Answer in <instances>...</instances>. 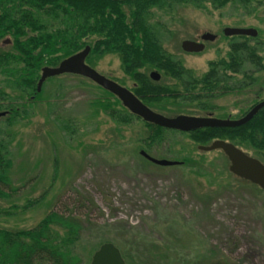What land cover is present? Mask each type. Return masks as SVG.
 Masks as SVG:
<instances>
[{"label":"rangeland","instance_id":"rangeland-1","mask_svg":"<svg viewBox=\"0 0 264 264\" xmlns=\"http://www.w3.org/2000/svg\"><path fill=\"white\" fill-rule=\"evenodd\" d=\"M252 1L249 8L231 4L217 10L206 2L200 10L191 5L173 12L157 9L152 23L168 53L200 77L240 41L224 35L227 28L257 29L259 37L249 43L264 57V0ZM204 34L217 38L202 53L188 54L181 47ZM95 62L94 69L106 78L133 87L118 56ZM245 66L261 79L256 86L214 98L215 111H200L195 103L185 115L237 120L264 100V72ZM235 78L237 85L246 80L241 74ZM99 98L114 102L97 83L77 75L46 80L34 104L32 97L22 99L1 84L0 106L19 105L20 117L0 119L12 142L11 178L19 189L12 199L0 200L1 209L18 207L14 216H0V227L29 230L53 209L72 211L85 222L77 247L84 264L104 242L116 245L128 264H217L209 255L215 248L221 259L264 264V190L239 181L223 152H202L187 134L173 131L162 147L148 151L146 122L116 124L91 105ZM142 150L158 160L189 159L191 166L161 167L141 156ZM199 167L211 176L196 174ZM29 201L38 205L26 209Z\"/></svg>","mask_w":264,"mask_h":264},{"label":"trees","instance_id":"trees-1","mask_svg":"<svg viewBox=\"0 0 264 264\" xmlns=\"http://www.w3.org/2000/svg\"><path fill=\"white\" fill-rule=\"evenodd\" d=\"M206 2L217 10L231 4L249 8L253 3L252 0H0V41L10 39L12 44L0 49V86L4 84L22 99L32 97L33 101L42 93L37 85L44 67H57L89 46L91 53L86 62L93 68L95 61L106 55L118 56L121 70L134 83L130 90L153 111L175 117L190 114L195 103L200 111H214L211 100L237 88L235 75L243 72L253 82L254 76L244 71L246 63L264 71V57L259 54L262 49L251 46L250 37H238L240 41L231 44L227 57L210 63V70L198 77L168 53L152 23L154 10L173 12L178 6L189 5L200 10ZM152 72L161 75L159 82L152 80ZM55 78L60 77L52 79ZM106 93L114 102L99 98L91 105L110 115L116 124L130 125L141 120L116 96ZM18 106L12 102L0 106V111L17 120ZM25 106L23 103L22 107ZM146 128L144 145L148 151L162 147L167 135L173 132L148 123ZM184 134L198 147L209 146L216 140L231 142L247 153L254 151L257 159L264 162V109L245 126L205 128ZM11 144L7 131L0 129L2 201L12 199L19 190L11 178L14 165L10 158ZM180 164L191 166L189 159ZM196 174L211 176L200 167ZM38 201H29L25 208L38 205ZM17 208H0V216H14ZM84 225L82 215L53 209L29 230L0 227V264H84L77 252ZM211 250L209 255L214 256L217 264H238L231 258L217 257L218 248Z\"/></svg>","mask_w":264,"mask_h":264},{"label":"water","instance_id":"water-1","mask_svg":"<svg viewBox=\"0 0 264 264\" xmlns=\"http://www.w3.org/2000/svg\"><path fill=\"white\" fill-rule=\"evenodd\" d=\"M224 34L228 37L233 36H249L256 37L258 36L257 30L255 29H238V28H227L224 31ZM216 36L206 34L203 36L204 41H214ZM183 50L186 53H202L205 50L203 43L199 44L195 41H184L182 43ZM91 53V48L87 46L83 51L74 54L69 58L64 59L61 64L57 67H44L42 70V77L38 83V92L42 91L43 84L46 80L64 76V74L79 75L83 78L91 80L93 83H97L105 91L112 93L118 98V100L123 103L124 107L140 119H143L144 122L148 124H154L158 127H163L168 130H175L178 132L192 133L195 130L205 129V128H237L240 126L247 125L258 112L264 108V102L258 104L247 116L234 121V120H220L217 118L211 117H191L187 115L177 116L169 118L165 115H161L147 105L144 104L138 97L127 88L123 87L117 82L106 78L97 70H94L86 62V59ZM151 78L157 82L160 81V75L156 72L151 74ZM7 112L0 113V118L6 116ZM199 150L202 152H214L220 150L225 153L229 161L230 172L233 173L236 177L241 178L247 182H252L254 185L258 186L260 189L264 190V163L258 159L248 155L245 151L237 148L234 144L226 141L216 140L209 146H199ZM141 156H144L152 164L166 167H174L175 165L180 164L179 162L169 161V160H158L152 158L145 151L141 152ZM91 264H128L125 262L122 252L119 248L113 243H104L103 246L99 248L94 253Z\"/></svg>","mask_w":264,"mask_h":264},{"label":"flooded vegetation","instance_id":"flooded-vegetation-1","mask_svg":"<svg viewBox=\"0 0 264 264\" xmlns=\"http://www.w3.org/2000/svg\"><path fill=\"white\" fill-rule=\"evenodd\" d=\"M255 30H257V29H255ZM257 33H258V30H257ZM225 35V34H224ZM215 36V35H214ZM259 37V33H258V36H256V37H254V38H258ZM216 38H217V36H216ZM215 38V39H216ZM232 38V37H231ZM250 38H253V37H250ZM253 38V39H254ZM193 41H195V42H199V43H203L204 44V46H206V43L207 42H211V41H203L202 40V36H201V41L200 40H193ZM4 46L5 48H8L10 45H12L11 44V40L10 39H5V40H1L0 41V46ZM206 48H207V46H206ZM205 51V50H204ZM246 64H249V63H246ZM250 65V64H249ZM263 65H264V62H263ZM245 66V65H244ZM252 66V65H251ZM246 67V66H245ZM254 68V67H253ZM255 69V68H254ZM209 70H210V68H209ZM208 70V71H209ZM207 71V72H208ZM244 71H246L245 69H244ZM206 72V73H207ZM255 72H259V73H261V72H264V71H257V69H255ZM238 75H240V74H238ZM241 75H243V72H241ZM244 79H246V80H244V81H241V82H239V84L237 85V83H235L236 84V89L235 90H238V89H240L239 88V86L243 89V88H246V86H256V84L257 83H259L260 81H261V79H259V78H257V77H254V80H253V82H251V80H248L247 78H244ZM243 82V83H242ZM244 83H245V85H244ZM248 83V84H247ZM263 83H264V81H263ZM231 93H233V92H231ZM230 94V93H229ZM227 95V94H226ZM221 97H223V96H221ZM219 98V97H218ZM262 102H264V100H261V101H259V102H257V104L256 105H254L253 107H251V109L243 116V117H245V116H247V114L248 113H250L258 104H260V103H262ZM215 109H216V107H215ZM215 109H214V111H215ZM264 108H262L258 113H260L262 110H263ZM258 115V114H257ZM256 115V116H257ZM255 116V117H256ZM205 117H213L212 115H209V116H205ZM204 117V118H205ZM243 117H241V118H243ZM215 118V117H214ZM226 119H229V118H226ZM226 119H224V120H226ZM253 120V119H252ZM251 120V121H252ZM249 123V122H248Z\"/></svg>","mask_w":264,"mask_h":264}]
</instances>
